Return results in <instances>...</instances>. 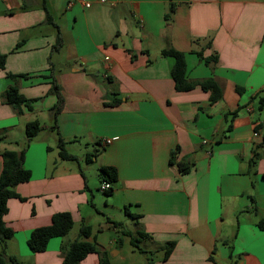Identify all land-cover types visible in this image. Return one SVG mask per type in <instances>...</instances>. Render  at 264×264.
Masks as SVG:
<instances>
[{
    "label": "crops",
    "instance_id": "1",
    "mask_svg": "<svg viewBox=\"0 0 264 264\" xmlns=\"http://www.w3.org/2000/svg\"><path fill=\"white\" fill-rule=\"evenodd\" d=\"M69 1L0 0V153L28 144L30 172L6 203V256L61 264L85 224L96 253L78 264H113L121 238L139 232L135 250L155 256L143 264H264V0ZM169 48L184 53L187 81L212 79L219 100L174 89ZM9 87L25 101L5 102ZM32 121L43 128L28 141ZM101 167L116 171L109 196ZM60 212L75 234L31 252V231Z\"/></svg>",
    "mask_w": 264,
    "mask_h": 264
},
{
    "label": "trees",
    "instance_id": "2",
    "mask_svg": "<svg viewBox=\"0 0 264 264\" xmlns=\"http://www.w3.org/2000/svg\"><path fill=\"white\" fill-rule=\"evenodd\" d=\"M199 58L201 57L200 52H194ZM162 56H170L174 59V64L171 70V77L174 83V89L178 92L189 91L195 86H199L203 91L209 92V100L211 103H215L221 97V90L218 85L212 79H206L200 82H188L186 78V63L184 53L174 50L172 48L163 49L161 51ZM205 64L210 61H215V59H203L200 58ZM0 68H2V62L0 61ZM52 91L57 95L58 105L53 110V114H57L63 105V99L60 94L58 86L52 82ZM264 91V90H263ZM4 101L19 105L25 100L22 95L19 94L16 88L9 87L3 94ZM119 101H114L113 104H118ZM261 103H264V96L261 98ZM233 115V114H232ZM43 127L37 122H28L25 125V135L28 141L35 137L37 133ZM28 143V142H27ZM26 144L19 152L4 150L0 153L2 158V170L0 173V264H20L14 257L6 256L4 251V243L6 240L10 239L13 232L10 228L6 227L3 222V215H5L7 208L6 203L9 198L16 197L13 188L20 184L29 181L30 172L24 168L23 160L24 153L26 150ZM60 156L62 158H69V156L63 150V143L59 141ZM174 154H171L169 162H173ZM178 168L185 172L188 168L186 164L178 163ZM100 174L102 176V182H114L116 180V171L112 167H101ZM106 196H109L111 189L104 192ZM125 213H128L125 208ZM115 225L121 227V224L116 223ZM73 227V220L69 213L60 212L52 215L50 224L44 227H39L31 231L29 238L27 240V246L29 250L33 253L43 252L47 243L51 238H63L67 236ZM121 233L123 234L122 230ZM91 234V228L88 225L81 224L78 233V239L71 241L62 248V260L61 264H78L87 255L91 253H96V247L94 243H89L81 240V238H88ZM138 236L132 237L130 235L129 243L130 245L142 252L138 247V242L140 239L147 237L146 234L139 232ZM120 242V240H119ZM174 247L173 242L165 243L163 246V256L162 259L165 260L169 257L172 249ZM99 264H109L108 259L105 255L99 256ZM145 264H152V260L149 259Z\"/></svg>",
    "mask_w": 264,
    "mask_h": 264
},
{
    "label": "rangeland",
    "instance_id": "3",
    "mask_svg": "<svg viewBox=\"0 0 264 264\" xmlns=\"http://www.w3.org/2000/svg\"><path fill=\"white\" fill-rule=\"evenodd\" d=\"M123 218L122 215H119V220ZM75 228L70 230L69 234H75ZM68 234V236H69ZM119 237L121 238L122 236L119 234ZM121 244L119 245V250L120 253L118 256H113V264H143V262L147 258H155L154 255L149 254L148 252L146 254H141L138 253L135 249H132V246L128 242L127 237H122L121 238ZM140 247L144 248V243L139 244ZM114 251H117L115 249ZM111 253H109L110 255Z\"/></svg>",
    "mask_w": 264,
    "mask_h": 264
},
{
    "label": "built area",
    "instance_id": "4",
    "mask_svg": "<svg viewBox=\"0 0 264 264\" xmlns=\"http://www.w3.org/2000/svg\"><path fill=\"white\" fill-rule=\"evenodd\" d=\"M107 0H99L100 3H104L106 2ZM73 3H77V4H80L82 5L84 8H90L91 5H92V2L90 0H72V1H69L67 6L70 7ZM255 136H257V134L254 133ZM109 143V140H105L104 141V144H108ZM111 189V186L108 182H103L100 184V191L102 192H106L108 190Z\"/></svg>",
    "mask_w": 264,
    "mask_h": 264
}]
</instances>
